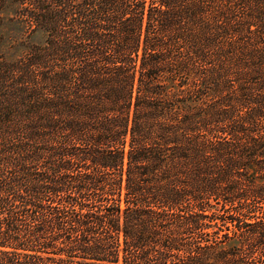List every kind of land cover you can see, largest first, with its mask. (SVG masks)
<instances>
[{
  "label": "trees",
  "instance_id": "1",
  "mask_svg": "<svg viewBox=\"0 0 264 264\" xmlns=\"http://www.w3.org/2000/svg\"><path fill=\"white\" fill-rule=\"evenodd\" d=\"M0 264H264V0H0Z\"/></svg>",
  "mask_w": 264,
  "mask_h": 264
},
{
  "label": "rangeland",
  "instance_id": "2",
  "mask_svg": "<svg viewBox=\"0 0 264 264\" xmlns=\"http://www.w3.org/2000/svg\"><path fill=\"white\" fill-rule=\"evenodd\" d=\"M33 38L34 39H40L41 38L40 32H37L36 34H34Z\"/></svg>",
  "mask_w": 264,
  "mask_h": 264
}]
</instances>
